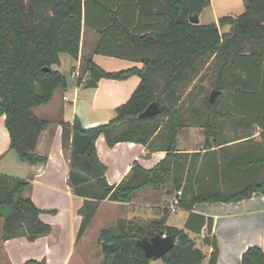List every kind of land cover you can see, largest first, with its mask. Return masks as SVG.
<instances>
[{
	"label": "trees",
	"instance_id": "16d2710c",
	"mask_svg": "<svg viewBox=\"0 0 264 264\" xmlns=\"http://www.w3.org/2000/svg\"><path fill=\"white\" fill-rule=\"evenodd\" d=\"M88 1L0 0V113L6 116L11 148L22 161L37 164L48 159L36 148L41 132L50 122L38 117L34 108L49 103L58 88L67 86L66 76L54 66L60 63L61 53L78 58ZM144 1L157 8L155 15H159V21L144 34H131V39L136 45L159 48L158 54L145 59L142 69L119 73L101 70L91 58L82 60L83 73L89 72L94 78L125 79L138 73L142 80L108 123L89 128L78 119L70 128V124L64 123L63 144L71 150L69 177L74 191L78 194L80 184L92 181L99 189V198L129 202L137 191L149 187L160 191L170 182L172 187L167 193L182 190L179 206L185 209H193L201 202L241 201L255 192L264 195V177L234 191L223 190L215 151L204 155L199 151L182 152L177 144L178 135L189 125L179 109L183 90L200 72L208 55H214L220 63L217 90L237 95L229 96L233 98L234 113L244 112L239 107H243L245 100L252 101L253 108L264 107V0H247L246 10L240 15H223L218 23L209 24L192 23L190 17L200 15L211 0H140L141 5ZM114 22L121 24L118 12ZM225 26L229 29L222 32ZM228 73L235 75L232 81L227 79ZM240 73H244L243 78ZM154 101L158 102L160 113L140 117ZM217 102L218 98L214 106ZM210 107L207 118L211 121L219 109L211 103ZM101 135L110 147L119 142H136L151 152L165 151L166 155L150 168L136 161L128 176L111 185L106 177L107 166L97 152L96 141ZM257 162L263 163L264 159ZM28 186V179L0 171L4 239L24 235L34 241L52 231V226L40 218L42 210L24 197ZM89 203L86 201V207L81 209V231L94 214L87 210ZM169 213L166 208L161 219L147 223L121 218L115 227L102 229L103 264H154L137 240L157 233L176 237L175 245L161 258L162 264H204L205 253L186 230L167 225ZM206 224L211 230L213 220L191 213L186 229L200 234ZM203 243L214 248L208 264H217V240L206 236ZM25 264L47 263L29 260ZM242 264H264V249L249 246L242 254Z\"/></svg>",
	"mask_w": 264,
	"mask_h": 264
},
{
	"label": "crops",
	"instance_id": "0c3cea01",
	"mask_svg": "<svg viewBox=\"0 0 264 264\" xmlns=\"http://www.w3.org/2000/svg\"><path fill=\"white\" fill-rule=\"evenodd\" d=\"M144 2L141 5L140 0H89L85 4L79 56L61 53L60 63L54 66L66 76L67 86L58 88L49 103L44 104L50 123L41 132L36 150L47 156V161L30 164L20 159L11 148L6 116L0 113V171L30 181L23 195L33 200L42 210L40 218L52 226L49 234L34 241L24 235L4 239L5 216L0 212V264H25L29 260H45L47 264H103L102 229L115 227L121 218L136 222L161 219L159 208L169 209L177 191L167 193L171 201L163 205L155 198L159 191L151 187L135 192L129 202L99 198V189L92 181L80 184L77 194L69 177L71 150L63 144L64 123L70 124L69 128L75 119L85 128L108 123L117 116V107L131 98L142 80L138 73L125 79L102 76L95 78L97 87H87L92 76L89 72L83 73V59L91 58L105 72L119 73L142 69L145 59L159 53V48L136 45L131 39V34H144L159 21V15H155L157 8H152L150 1ZM213 4L211 0L208 7L213 8ZM117 12L121 24L114 22ZM220 17L216 16L214 22L218 23ZM233 103L229 97L211 121L202 118L199 125L184 127L185 146L179 147L177 143L182 152L199 151L204 155L209 150L215 151L220 165V184L227 191L264 177V162H257L264 159V107L256 105L251 116L245 118L240 115L243 112H233ZM239 110L244 111L242 107ZM72 133L71 130L68 146ZM96 147L107 166L106 177L111 185L128 176L136 161L150 168L166 155L165 151L151 152L136 142H119L110 147L103 135L97 139ZM86 201L90 202L87 210H93L94 214L81 231L84 219L81 209ZM185 210L184 224L174 227L185 229L190 236L186 223L191 213L213 220L211 230L206 224L197 235L217 240V264H242V254L249 246L264 249V195L261 192L241 201L201 202ZM196 246L203 250L204 264H208L213 246L204 243Z\"/></svg>",
	"mask_w": 264,
	"mask_h": 264
},
{
	"label": "rangeland",
	"instance_id": "374dc122",
	"mask_svg": "<svg viewBox=\"0 0 264 264\" xmlns=\"http://www.w3.org/2000/svg\"><path fill=\"white\" fill-rule=\"evenodd\" d=\"M247 0H213V8L207 7L203 13L201 14V24H209L212 23L216 20V16H223V15H240L246 10V5H247ZM39 7V4H37ZM229 29V26H225L221 28V31H227ZM219 65L220 63L215 59L214 55H208L204 59V64H202V67L200 69V72L194 77L193 81L190 83V85L183 90V98L179 104V109L185 120L187 121L188 124L194 125L195 123H199L200 119H206L209 114V110H211L210 107V96L212 92L216 88V84L218 82V73H219ZM242 75V78L244 77V73H240ZM235 75L233 73H228L227 79L229 81H232L234 79ZM230 90H234L233 88H230ZM235 94V93H234ZM234 94H229L228 91L222 92L218 96V102L216 104L215 109H222V106L225 101L228 100L229 96H237ZM212 104V103H211ZM234 104V103H233ZM252 101L245 100L243 101V110L244 112L241 113L240 115L249 118V116L252 113ZM47 109L46 105H40L34 108L35 113L40 117L44 119H49L50 115L45 114V110ZM48 112V110H47ZM236 113V110H235ZM189 128V127H188ZM196 129L194 130L193 133H195ZM186 130L183 129V131L179 134L178 136V143L179 147H184L185 146V133ZM192 133L190 132V135ZM172 185L171 183H167V185L164 187V189L160 190L159 196H155V198L158 199V202L163 204L169 203L171 200L169 197H167V191L171 189ZM226 190V189H225ZM227 191V190H226ZM175 192V191H173ZM161 195V196H160ZM163 196L168 200H163ZM160 211L163 212L166 210L164 207L159 208ZM186 217V210L185 208H180L177 211H170L167 219L169 225L173 226H178L180 227L181 225L184 224V220ZM144 223H147L149 221H141ZM191 232V233H190ZM189 233L191 234L193 239L196 242V245L202 246L203 245V240L200 235L198 236L195 232L190 231ZM155 263H161L162 260H153Z\"/></svg>",
	"mask_w": 264,
	"mask_h": 264
},
{
	"label": "water",
	"instance_id": "95a60500",
	"mask_svg": "<svg viewBox=\"0 0 264 264\" xmlns=\"http://www.w3.org/2000/svg\"><path fill=\"white\" fill-rule=\"evenodd\" d=\"M190 21L192 23H200V15L191 16ZM86 86L87 87H97L98 83L96 79L92 77L90 78ZM220 94H221V91L215 89L212 92L209 101L212 104H215ZM160 111L161 109H160L158 102L154 101L146 108V110L143 113L140 114V117H145V118L150 117V116L160 113ZM137 243L139 246L142 247L145 254L149 258H152L153 260H159L169 250H171V248L175 245L176 237L175 235L164 236V235H161L160 233H157L152 237L144 236L142 238H139L137 240Z\"/></svg>",
	"mask_w": 264,
	"mask_h": 264
},
{
	"label": "built area",
	"instance_id": "2783aa9c",
	"mask_svg": "<svg viewBox=\"0 0 264 264\" xmlns=\"http://www.w3.org/2000/svg\"><path fill=\"white\" fill-rule=\"evenodd\" d=\"M73 76H79V73H73ZM66 98V97H65ZM182 195V190L177 191L176 196L174 197V199L171 201L170 205H169V210L174 212L177 211L180 208V198ZM166 236V235H164Z\"/></svg>",
	"mask_w": 264,
	"mask_h": 264
}]
</instances>
